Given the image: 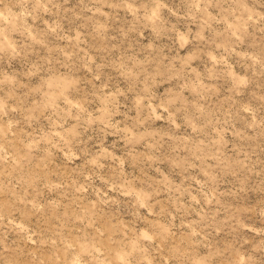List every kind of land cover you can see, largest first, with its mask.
<instances>
[{
    "label": "rangeland",
    "instance_id": "rangeland-1",
    "mask_svg": "<svg viewBox=\"0 0 264 264\" xmlns=\"http://www.w3.org/2000/svg\"><path fill=\"white\" fill-rule=\"evenodd\" d=\"M0 264H264V0H0Z\"/></svg>",
    "mask_w": 264,
    "mask_h": 264
}]
</instances>
